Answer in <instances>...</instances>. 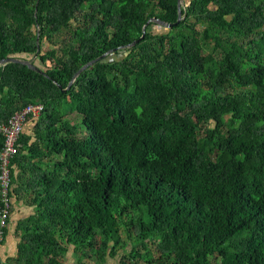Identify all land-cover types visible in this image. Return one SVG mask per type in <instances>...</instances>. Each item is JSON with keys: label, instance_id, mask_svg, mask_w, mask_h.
I'll use <instances>...</instances> for the list:
<instances>
[{"label": "trees", "instance_id": "1", "mask_svg": "<svg viewBox=\"0 0 264 264\" xmlns=\"http://www.w3.org/2000/svg\"><path fill=\"white\" fill-rule=\"evenodd\" d=\"M177 1L0 0V60L46 65H0V122L45 105L0 264H264V0Z\"/></svg>", "mask_w": 264, "mask_h": 264}, {"label": "built area", "instance_id": "2", "mask_svg": "<svg viewBox=\"0 0 264 264\" xmlns=\"http://www.w3.org/2000/svg\"><path fill=\"white\" fill-rule=\"evenodd\" d=\"M45 109L42 102L27 104L14 113L7 121L0 122V133L4 143L0 149V241L5 239L12 212V161L18 154L19 138L24 125L34 117H39Z\"/></svg>", "mask_w": 264, "mask_h": 264}, {"label": "crops", "instance_id": "3", "mask_svg": "<svg viewBox=\"0 0 264 264\" xmlns=\"http://www.w3.org/2000/svg\"><path fill=\"white\" fill-rule=\"evenodd\" d=\"M31 123L28 122L24 125L23 131L30 132ZM15 190V186H14ZM12 195V214L11 220L8 226L7 237L4 245L0 248V258L1 260H6L10 257H14L17 254V244L19 239L15 235V228L19 220L27 218L34 212V208L28 206L24 200H20L14 193ZM65 264H69L68 260ZM76 264V263H75Z\"/></svg>", "mask_w": 264, "mask_h": 264}, {"label": "water", "instance_id": "4", "mask_svg": "<svg viewBox=\"0 0 264 264\" xmlns=\"http://www.w3.org/2000/svg\"><path fill=\"white\" fill-rule=\"evenodd\" d=\"M181 3H182V0H178L177 1V6H178V20L180 19L181 15H180V6H181ZM160 24L164 25V26H167V27H170V24L168 23H165L161 20H157ZM145 33V26H143V34H142V37ZM137 41H139V39H137L136 41H134L131 45H134L135 43H137ZM105 56V55H103ZM99 59V58H98ZM97 61V59L93 60V61H90L88 62L87 64H85L83 67H81V69H79V71L74 75L73 79L71 80V82L69 83V86L68 88L70 87V85L74 82V80L76 79V77L85 69L87 68L90 64H92L93 62ZM10 62H19V63H23V64H27L30 68L38 71V72H41V73H44L43 69L41 66L37 65L36 63H33L31 60H28V59H22V58H19V57H15V56H11V57H7V58H4V59H1L0 60V65H6L7 63H10Z\"/></svg>", "mask_w": 264, "mask_h": 264}, {"label": "rangeland", "instance_id": "5", "mask_svg": "<svg viewBox=\"0 0 264 264\" xmlns=\"http://www.w3.org/2000/svg\"><path fill=\"white\" fill-rule=\"evenodd\" d=\"M153 28L154 29H160V27L159 26H153ZM50 47H52L51 46V44L49 43V42H47V41H44L43 42V50L44 51H47ZM124 55V52H122V51H120V53L119 54H115V53H112L109 57H108V59H114V58H119V57H121V56H123ZM22 57V56H21ZM24 57V56H23ZM27 59H31L32 60V58L34 59V57L35 56H32V55H27V56H25ZM34 61H35V63L37 64V65H39V66H41V67H43V68H45L46 67V65L39 59V58H36L35 57V59H34ZM71 118L72 119H76L77 118V115L74 113V114H72L71 115ZM12 214V213H11ZM130 248V247H129ZM72 251H73V247H70V252H69V254H68V263L69 264H75L76 263V260L74 259V257H73V254H72ZM120 253H122V251H120ZM106 264H120V258L119 257H115V258H111V257H108L107 258V263Z\"/></svg>", "mask_w": 264, "mask_h": 264}]
</instances>
